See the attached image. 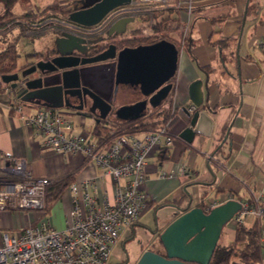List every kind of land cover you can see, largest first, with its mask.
I'll list each match as a JSON object with an SVG mask.
<instances>
[{
	"label": "crops",
	"instance_id": "obj_1",
	"mask_svg": "<svg viewBox=\"0 0 264 264\" xmlns=\"http://www.w3.org/2000/svg\"><path fill=\"white\" fill-rule=\"evenodd\" d=\"M31 1L38 6L39 0ZM159 1L171 3L177 8L174 14L187 28L185 33H189L192 42L185 48L176 46L177 66L167 94H171L172 99L173 115L168 121L169 130L174 135L173 142L167 149L154 150L146 159L143 188L152 203L119 240L133 230L137 231V227L142 230L144 225L154 229L157 223L161 231L182 213L171 204L190 208L199 206L202 201L200 207L203 209V201L207 199L220 203L234 199L241 204L258 198L264 192V0H253L256 12L250 14L247 13L249 0ZM140 2L144 0H133L132 5L123 8L140 7ZM41 5L38 9H29L39 10L45 6ZM198 6L204 8L194 12L193 8ZM220 16L224 18L213 20ZM137 19L127 28L140 26L143 35L152 34L149 26ZM19 57L17 66L24 63ZM196 78L202 80L201 108L209 112L214 124L211 136L196 134L192 142H187L179 133L187 125L185 110H194L188 86ZM14 97L9 89L0 91V154L24 158L33 175L51 180L70 175L78 180L97 174L98 166L85 160L81 153L60 155L45 146L42 135L34 132L10 108ZM167 106L165 102L162 108ZM67 113L77 115L70 111ZM77 116L84 123V116ZM92 130L86 131L93 134ZM226 132V139L220 145ZM218 148L221 151L211 156ZM162 169L174 176L159 177L158 172ZM204 191L205 198L201 200ZM63 194L64 205L49 215L51 224L58 229L64 226L70 207L67 188ZM167 199L169 201L160 205ZM148 211H153V223L144 221V214ZM31 217V211L2 212L0 227L24 225ZM255 219L262 225L261 220L253 215H248L245 223L251 224ZM235 227L229 220L218 243L232 240ZM152 240L155 244L153 249L163 251L162 245L156 243L157 235H152ZM256 264H264V249Z\"/></svg>",
	"mask_w": 264,
	"mask_h": 264
},
{
	"label": "built area",
	"instance_id": "obj_2",
	"mask_svg": "<svg viewBox=\"0 0 264 264\" xmlns=\"http://www.w3.org/2000/svg\"><path fill=\"white\" fill-rule=\"evenodd\" d=\"M125 11L129 13L132 8ZM113 20H105L106 25ZM61 23L62 31L83 38L103 28L100 23L93 26H81L69 20ZM10 108L42 135L45 146L60 155L81 153L99 171L67 186L70 207L64 226L58 229L51 224L46 210L45 189L52 180L33 175L24 158L0 154V215L7 211L32 212L28 222L14 231L0 229V264H108L112 246L150 203V196L143 188L146 159L154 150L173 142L169 121L157 130L99 138L83 128L75 132L72 120L58 108L17 98L12 100ZM158 176L174 174L162 169ZM219 203L207 199L202 207L209 211ZM248 215L261 220L260 240L264 243V192L254 200L241 202L230 222L237 226Z\"/></svg>",
	"mask_w": 264,
	"mask_h": 264
},
{
	"label": "water",
	"instance_id": "obj_3",
	"mask_svg": "<svg viewBox=\"0 0 264 264\" xmlns=\"http://www.w3.org/2000/svg\"><path fill=\"white\" fill-rule=\"evenodd\" d=\"M76 2L78 6L69 12L68 19L81 26L96 25L110 11L133 4V0H77ZM134 19L132 15L116 18L109 24L106 36L123 33L127 24ZM101 39V37L85 39L68 32H61L53 40L58 54L49 61L53 68L46 71L47 67L43 65V60H40L22 70L20 76L17 72L0 73V88H10V91L23 102L51 108L77 109V115H90L98 122L110 113L111 103L116 97L119 85L130 84L138 90V94L146 98L119 106L115 109V117L120 120H135L144 116L147 106H158L169 93L172 84L168 81L176 71L178 49L174 43L160 39L146 45L123 47L118 52L107 53V50H104L87 59L73 55V51L83 53L86 49L93 48ZM37 71L41 75L30 76ZM53 77H57L58 82L47 84L46 82ZM95 86L107 89L109 96L96 93ZM70 90L81 92L79 98L86 93L91 95L90 102L85 104V111L80 110L83 104L74 106L64 100V95L68 91L69 96L75 95ZM188 94L194 110L192 112L189 109L185 110L187 125L179 136L187 142H192L196 134L211 136L214 122L209 112L201 108L203 92L200 78L190 82ZM226 136L227 132L220 145ZM214 153L215 151L211 156ZM171 206L182 213L161 231L157 223L154 229L144 227L149 234L157 235L163 254L153 249H145L135 264H208L224 225L240 209L241 204L231 199L212 207L208 212L200 206L190 208L188 206L182 208L177 204ZM134 236L133 232L129 239H133ZM145 241L150 242V239L146 238ZM136 243L141 245V238H136Z\"/></svg>",
	"mask_w": 264,
	"mask_h": 264
},
{
	"label": "trees",
	"instance_id": "obj_4",
	"mask_svg": "<svg viewBox=\"0 0 264 264\" xmlns=\"http://www.w3.org/2000/svg\"><path fill=\"white\" fill-rule=\"evenodd\" d=\"M18 0H0V38H3L11 28H17L18 33L0 49V73H10L16 66L20 53L17 49V40L19 36L28 31L38 30L50 24H58L59 20H69L68 14L75 9L77 0H52L39 10L28 9L21 13L14 11V6ZM141 14L139 19L149 26L152 34L143 35L140 28L133 30L136 36L132 39H126L127 45L146 44L165 39L174 43L177 48L187 47L192 42L189 33L184 32V27L179 18L174 14L177 9L171 3L164 4L159 0H150L149 2H140ZM203 6L193 8V11L203 9ZM256 12V3L249 0L247 13ZM224 16L214 18L213 20H222ZM6 32V33H5ZM5 41V40H4ZM220 44V43H219ZM40 52L26 53L25 57H39ZM224 57V55H222ZM174 76L172 77V79ZM4 88H0V91ZM14 98H17L16 96ZM19 99V98H17ZM167 102V108H162ZM171 94L168 95L158 106L153 107L145 113L144 116L135 120H120L117 118L101 119L99 123L94 122L93 133L99 138H112L116 135L131 132H142L146 130H157L168 122L172 117L173 111ZM113 130V133H109ZM167 149L168 147H161ZM165 151V150H164ZM221 151L218 148L215 152ZM165 157V156H164ZM74 180L70 175L63 179L50 181L45 189L46 210H50L52 205L63 195L67 186ZM206 191L201 195V200L205 198ZM169 201L168 199L162 202ZM202 202V201H201ZM198 205L201 206L202 203ZM152 203V200H150ZM262 225L255 219L251 224L245 222L235 227V234L232 240L225 243H217L210 262L208 264H256L261 259L264 243L260 240ZM156 243H160L157 238ZM155 244L153 245L154 248ZM152 248V249H153ZM158 252L161 249H153Z\"/></svg>",
	"mask_w": 264,
	"mask_h": 264
},
{
	"label": "flooded vegetation",
	"instance_id": "obj_5",
	"mask_svg": "<svg viewBox=\"0 0 264 264\" xmlns=\"http://www.w3.org/2000/svg\"><path fill=\"white\" fill-rule=\"evenodd\" d=\"M132 8V11H130L128 13V11H125V9L127 8H123V7H119L116 8L112 11H110L105 17L104 19H102L99 23L103 24V28L98 32V33H93L91 34V36L85 38V39H98V38H102L101 41L97 42L95 44V46L93 48L90 49H86L85 52L81 53V52H77V51H73V55L75 57H79V58H83V59H87L90 57H93L95 55H97L98 53L107 50V53H112L114 51L118 52L119 50H121L123 47H134V46H130L127 45L125 42L126 39H132L135 38L136 36H139L137 34L133 33V30L135 28H140V26H136V27H132V28H126V30L121 33V34H117V35H111V36H106V31L108 29V25H106V21L105 20H110V19H116L120 16L123 15H132L135 17V19H137L139 17V15L141 14V7H130ZM137 20L140 21V19L138 18ZM61 22V20H59L57 23ZM62 25V24H61ZM128 27V24L127 26ZM141 29V28H140ZM61 32L64 31H59L55 34V36ZM69 33V32H68ZM96 34V35H95ZM143 45L146 44H150V43H142ZM56 56H58V54L56 53V50L54 48V44L52 46V48H50L49 50L42 52L41 55L39 57H29L25 59V62L19 66H16V68L10 72H17L18 75H21V71L24 70L25 68L35 64L36 62L43 60L44 64L47 68L45 69L46 71H48L47 69H51L53 68V66H51V64H49V61L52 60L53 58H55ZM93 64V63H91ZM86 65V64H84ZM82 65V66H84ZM90 65V64H87ZM80 66V65H79ZM53 72V71H52ZM49 72V73H52ZM47 74H49L48 72H46ZM38 76L41 75L40 72H34L32 73L30 76ZM172 79V77L170 78V80L168 82H170ZM57 77H53L52 79L48 80L46 83L50 84V83H57ZM70 82H72V80H70ZM95 92L96 93H100L105 95V97H108L109 94L107 93V89H104L101 86H95ZM5 90L10 88H4ZM69 92V91H68ZM65 94L64 95V100H66L68 102V104L74 105V106H81L83 104V108H81L80 110L85 111V104L87 102H90L91 100V95H89L88 93L85 94V96H82V98H79L78 95H80L81 92H77L76 90H70L71 93L75 94L74 96H69V94ZM134 94V96L136 95V99L133 98V100H137V99H143L146 97L141 96L140 94H138V90L136 88H134L132 85L130 84H121L119 85L118 88V92L116 94V97L112 100V109L110 111V113L107 115L106 118L104 119H110L111 117L115 116L114 112L115 109H117L119 106L123 105V104H129L131 103L133 100L130 99V95ZM93 96L95 95L94 93L92 94ZM65 110H68L74 114H76L77 109H73V108H69V107H63ZM152 110L151 106H147L146 107V112ZM90 116V115H89ZM94 118V117H93ZM101 121V119L97 122L99 123ZM96 122V121H94ZM144 227H148L152 229V226L150 225H144ZM133 232L135 233V236L133 239H131V241H134L136 238H141L142 244L139 245L140 246V251L137 253L136 257L134 258L133 262L131 264H135L137 259L139 258L140 254L142 253L143 249H152L153 244L152 243V234H149L144 228L141 230V232H136V231H132L128 236L122 238L121 240H119L120 243V249H121V257L119 259V262L117 264H130L132 258H131V251L128 248V241L130 240L129 238L132 236ZM149 238L150 242H145V239ZM161 254H163V251H160Z\"/></svg>",
	"mask_w": 264,
	"mask_h": 264
},
{
	"label": "rangeland",
	"instance_id": "obj_6",
	"mask_svg": "<svg viewBox=\"0 0 264 264\" xmlns=\"http://www.w3.org/2000/svg\"><path fill=\"white\" fill-rule=\"evenodd\" d=\"M51 1L52 0H39L37 3L38 6H35L32 4L31 0H18L16 5L14 6V11L16 13H20L21 11H25L31 7L32 8L36 7V9H38L39 7L42 6L41 4L46 5ZM149 1L150 0H144V2H149ZM62 21H66V20H62ZM61 24H62L61 22H59L58 24H50V25H46V27L44 28L28 31L23 35L21 34L17 40V49L20 53L19 60L21 59L20 62H25L24 58L26 53H34V52L42 53L52 48L55 34L59 31H62ZM17 33H18L17 28L16 27L11 28L10 26V29L8 30L7 34L5 36L3 34V38L2 37L0 38V49L5 45L6 41L12 40V38L16 36ZM133 98L136 99V95L134 96V94H131L130 99L133 100ZM58 110L61 111L63 114H66L70 118V120H72V122L75 125V130H74L75 132H80L82 128L86 130H91L93 128V124L95 120L92 116H87V115L84 116L83 117L84 123H83L80 120L81 118L80 116L69 115L67 113L68 110H65L64 108H58ZM64 197L65 195L63 194L61 199L52 205V207L48 211V215H52L57 209L61 207V205H64ZM166 210H168V208H166ZM144 211H142V214L144 213ZM144 215H145L144 216L145 223H153L154 220L153 211H148ZM16 227L17 226H11L8 229H11L10 231H14L15 230L14 228ZM0 229L6 230L7 228L0 227ZM127 232L125 231L124 234H127ZM136 232L138 233L141 232V228L137 227ZM144 243H146V241ZM127 245L132 255L131 256L132 260L130 262L131 264L134 258L136 257L137 253L140 251V246L138 243H136V239L134 241L129 240ZM120 257H121L120 243L119 241H117L111 248L110 255L108 258V264H117L119 262Z\"/></svg>",
	"mask_w": 264,
	"mask_h": 264
}]
</instances>
